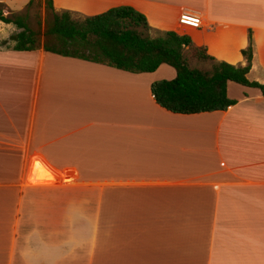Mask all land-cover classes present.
<instances>
[{
  "label": "crops",
  "instance_id": "0c3cea01",
  "mask_svg": "<svg viewBox=\"0 0 264 264\" xmlns=\"http://www.w3.org/2000/svg\"><path fill=\"white\" fill-rule=\"evenodd\" d=\"M29 0H0L6 11ZM82 20L116 6L154 37L186 35L264 84V0H51ZM198 14L200 26L177 23ZM13 32L0 21V41ZM0 44V264H264V98L231 81L225 110L171 113L131 73ZM205 68V67H204ZM251 75L250 79L248 76Z\"/></svg>",
  "mask_w": 264,
  "mask_h": 264
},
{
  "label": "trees",
  "instance_id": "16d2710c",
  "mask_svg": "<svg viewBox=\"0 0 264 264\" xmlns=\"http://www.w3.org/2000/svg\"><path fill=\"white\" fill-rule=\"evenodd\" d=\"M43 9L41 48L46 52L131 73L151 72L159 64L170 66L175 73L172 79L152 81L149 85L154 103L168 112L225 110L234 103L225 94L227 81L257 88L264 98V84L245 77L251 60L250 41L241 50L245 64L233 66L213 60L186 35L164 31L150 36L145 17L130 6L111 7L82 20L73 19L66 11L55 12L51 0H43ZM0 21L17 29L7 37L13 50L38 48L37 31L27 26L24 16H3L0 10ZM193 63H208V67Z\"/></svg>",
  "mask_w": 264,
  "mask_h": 264
},
{
  "label": "rangeland",
  "instance_id": "374dc122",
  "mask_svg": "<svg viewBox=\"0 0 264 264\" xmlns=\"http://www.w3.org/2000/svg\"><path fill=\"white\" fill-rule=\"evenodd\" d=\"M27 1V3L18 11L15 12H9L6 11L5 9H3L2 6H0V10H1V14L3 16H24L25 21L27 26L32 29L37 31V36H38V47H40L42 41H43V35H42V31H43V23H44V18H45V11L43 9V0H32V2ZM13 28V32L16 31L17 29L10 24ZM8 40L7 38L4 41H0V44H4L6 43ZM12 43L9 41L8 42V46H10ZM194 66L197 67H208V63H199L197 65H195V63H193ZM250 77H252L251 75L248 76V78L250 79Z\"/></svg>",
  "mask_w": 264,
  "mask_h": 264
},
{
  "label": "built area",
  "instance_id": "2783aa9c",
  "mask_svg": "<svg viewBox=\"0 0 264 264\" xmlns=\"http://www.w3.org/2000/svg\"><path fill=\"white\" fill-rule=\"evenodd\" d=\"M177 23L192 28L200 26V18L198 14L190 11L181 12L177 18Z\"/></svg>",
  "mask_w": 264,
  "mask_h": 264
}]
</instances>
